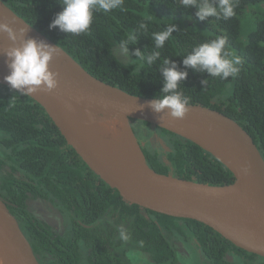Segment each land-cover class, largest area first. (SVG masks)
Wrapping results in <instances>:
<instances>
[{"label":"trees","instance_id":"1","mask_svg":"<svg viewBox=\"0 0 264 264\" xmlns=\"http://www.w3.org/2000/svg\"><path fill=\"white\" fill-rule=\"evenodd\" d=\"M2 1L91 75L129 93L161 97L162 62L165 58L175 62L178 70L188 73L179 90L190 97V103L210 106L233 118L252 136L264 158V18L256 17L246 40L240 39L243 13L253 5H264V0H236V15L227 21L215 17L200 21L195 16L197 9L181 6L180 0H124L123 10L94 12L90 29L78 36L61 32L58 27L49 28L56 13L62 11L58 0ZM189 16L192 18L188 19ZM141 22L147 24L146 32L136 31ZM170 24L177 30L163 48L155 49L152 34ZM131 32H135L137 40L128 44L127 49L131 61H136L124 63L113 55V48L122 46ZM218 36L227 38L230 51L241 60L235 77L214 78L206 71L183 65L185 55L194 46ZM136 50L145 56L159 51L161 57L152 65L145 60L141 67L142 62L134 54ZM204 80H208L206 86L201 83ZM131 126L148 165L155 171L213 185L231 182L230 171L197 144L147 122L131 120ZM154 134L163 143L159 140L154 145L150 141ZM0 151V195L19 220L34 252L41 257L51 255L56 258L55 264L75 260L77 253L71 247V239L68 240L69 233L74 231L80 233L81 243L91 248V257H106L108 250L96 247L91 239L97 228H110L108 232L113 237H108V241L114 243L113 247L124 244L140 249L153 264H179L173 244L176 235L198 247L209 264H232L225 259L227 253L241 258L243 264H253L254 254L236 247L201 222L125 202L65 143L40 104L5 86H0ZM3 164L10 168L6 174L1 173ZM16 172L19 177L14 175ZM28 197L47 199L63 213L68 237L52 238L46 224L36 219L34 222L25 211L9 204L24 207ZM120 226L130 235L127 242L118 238ZM118 254L123 257L121 252L109 256L120 257Z\"/></svg>","mask_w":264,"mask_h":264},{"label":"water","instance_id":"2","mask_svg":"<svg viewBox=\"0 0 264 264\" xmlns=\"http://www.w3.org/2000/svg\"><path fill=\"white\" fill-rule=\"evenodd\" d=\"M17 31L11 41L0 32V86L9 87L5 51L36 39L56 47L50 68L58 74L52 92L29 95L42 106L65 143L127 203L177 218L201 222L236 247L264 258V158L252 136L233 118L199 103H190L183 119L148 106L156 97L129 93L91 75L57 45L0 0V22ZM26 31L21 35L19 29ZM10 88V87H9ZM113 113L126 124V135L103 138L84 131L71 114ZM131 120L147 122L187 139L220 161L229 183L213 185L152 169L133 132ZM155 141L162 140L153 135ZM0 264H40L18 219L0 195Z\"/></svg>","mask_w":264,"mask_h":264},{"label":"clouds","instance_id":"3","mask_svg":"<svg viewBox=\"0 0 264 264\" xmlns=\"http://www.w3.org/2000/svg\"><path fill=\"white\" fill-rule=\"evenodd\" d=\"M58 2L62 5V11L56 13L49 28L58 27L61 32L78 36L88 32L94 12L102 11L107 14L114 9L123 10L124 0H58ZM180 5L185 8L195 7L197 9L195 16L200 21L208 20L210 17L227 21L236 15V0H199V2L198 0H180ZM191 18V16L188 17V19ZM148 19L151 20V17ZM140 30L146 32L147 24L141 22L136 31ZM176 30V26L170 24L165 30L154 32L152 38L155 49L163 48L165 42L172 37V33ZM25 31L24 28L19 29L21 35ZM0 32L7 33L8 38L13 42L17 39V31L9 21L0 22ZM136 40L135 32L127 34L122 44L125 57L128 56L127 45L135 44ZM55 53L56 47L36 39H27L19 46L8 48L4 53L9 69V74L4 77L5 82L10 89L23 96L33 95L42 90L52 92L59 83L58 74L50 68ZM134 54L138 58L137 60L142 62L141 67L145 60L148 65H152L161 57V53L155 50L147 56L139 50H136ZM113 55L115 56V53ZM135 61L130 62L134 63ZM182 63L186 68L206 71L210 77L227 80L238 74L241 60L230 51L227 46V38L218 36L194 46L192 51L185 55ZM160 71L163 75V86L160 93L163 95L153 99L148 106L155 113L167 110L172 118L183 119L187 115L191 100L179 89L180 82L187 78L188 73L178 70L175 62L167 58L163 60ZM201 83L206 86L208 80ZM118 238L124 242L130 239V235L123 226L118 228ZM140 244L142 245L143 242L141 241Z\"/></svg>","mask_w":264,"mask_h":264},{"label":"flooded vegetation","instance_id":"4","mask_svg":"<svg viewBox=\"0 0 264 264\" xmlns=\"http://www.w3.org/2000/svg\"><path fill=\"white\" fill-rule=\"evenodd\" d=\"M3 158V154L0 151V159ZM6 171H10L7 165L3 164L1 168V173L6 174ZM16 177L20 176L19 172L14 174ZM8 203V202H7ZM13 205L16 209L25 211L29 217L35 222L39 220L46 224V228L50 231L52 238L59 235V237L66 238L67 234V226H66V218L63 213H61L53 204H51L47 199L41 197H28L25 201V206ZM44 209V210H42ZM143 209V208H142ZM19 221V220H18ZM56 222V224L53 223ZM20 223V222H19ZM101 230H105V233H102ZM110 228H97L96 232L91 235V239L94 240L95 246L105 247L108 252H106V257H96L90 256L89 254L92 252L91 248L82 244V238L80 233H76L75 231L72 234L69 233L71 239V247L75 249L76 258L73 261H70V264H153V261L148 256L147 253L143 252L140 249H132L130 247H126L124 244L120 249L113 247L114 243L108 241V237H113L112 232H108ZM101 239V240H100ZM70 241V240H69ZM173 244L177 251L179 264H209L207 260L202 256V253L198 247H195L183 240L181 236H174ZM118 245V244H117ZM121 252L123 257H114L112 258L111 254ZM248 253V252H247ZM40 264H55L54 259L50 256L41 257L38 253H35ZM252 254V253H251ZM255 255V254H254ZM225 259L232 264H243L241 262V258L234 256L231 253H227L225 255ZM57 262V261H56ZM253 264H264V258L255 255L252 259Z\"/></svg>","mask_w":264,"mask_h":264},{"label":"bare ground","instance_id":"5","mask_svg":"<svg viewBox=\"0 0 264 264\" xmlns=\"http://www.w3.org/2000/svg\"><path fill=\"white\" fill-rule=\"evenodd\" d=\"M71 118L82 126L85 132L99 136L109 137L117 133L123 137L126 135L124 119L113 113L89 112L86 114L73 113Z\"/></svg>","mask_w":264,"mask_h":264},{"label":"rangeland","instance_id":"6","mask_svg":"<svg viewBox=\"0 0 264 264\" xmlns=\"http://www.w3.org/2000/svg\"><path fill=\"white\" fill-rule=\"evenodd\" d=\"M257 18H264V5L263 4H256L251 6L247 9L246 13L244 12L241 17V36L240 39L245 41L247 38V34L253 29L254 27V20ZM184 22H187L186 19H182ZM188 23H191L190 21ZM198 28V26H197ZM115 55L124 63H128L132 60V55L128 51V56L125 57L123 54V49L121 45H116L113 48ZM150 141L156 145L157 141H155L154 136H150ZM44 210V209H42ZM56 224L55 221H53Z\"/></svg>","mask_w":264,"mask_h":264}]
</instances>
